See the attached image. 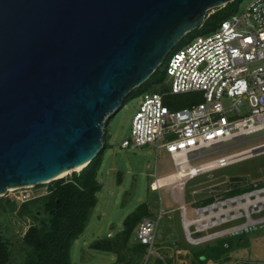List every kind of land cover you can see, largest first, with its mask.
<instances>
[{
    "label": "water",
    "instance_id": "obj_1",
    "mask_svg": "<svg viewBox=\"0 0 264 264\" xmlns=\"http://www.w3.org/2000/svg\"><path fill=\"white\" fill-rule=\"evenodd\" d=\"M233 1L0 0V197L85 168L104 120Z\"/></svg>",
    "mask_w": 264,
    "mask_h": 264
},
{
    "label": "rangeland",
    "instance_id": "obj_2",
    "mask_svg": "<svg viewBox=\"0 0 264 264\" xmlns=\"http://www.w3.org/2000/svg\"><path fill=\"white\" fill-rule=\"evenodd\" d=\"M249 2L243 0L241 8ZM214 10H209L207 14H213ZM168 82L163 77L162 81L153 83L146 91L164 92ZM139 97L130 99L114 116L104 120V149L97 172L101 190L96 194L97 203L91 210L83 233L72 244L70 264L264 263V222L245 226L249 217L251 221L264 218V153L186 179L182 184V201L178 199V187L164 186L152 191L150 183L155 178L161 179L176 171L169 155L162 150L156 154L153 145L144 149L123 150L119 147L122 141L129 139L130 123L138 107ZM199 102L200 94L165 98V105L170 110ZM262 145L264 135L246 138L191 166ZM69 178L70 175L64 177ZM49 185L16 189L0 197L4 209L0 212V233L8 242L11 264L22 263L27 252L22 237L33 224L25 213L19 215L18 210L24 203H31L46 195ZM234 191L242 192L227 196ZM235 199H239L242 206L250 202L248 210L230 211L228 218L222 213L217 214L221 209L227 211L229 207L236 208V202L228 205ZM142 207L145 209L142 218L158 220L153 255H148L146 250L138 252L135 240L137 224L129 233L124 232L126 217ZM210 207L212 209L208 210ZM28 209L38 220L47 219L40 208L28 205ZM183 217L188 221H201L200 228L197 224L189 227V237L182 226ZM224 220L226 222L219 223ZM202 228L206 229L197 231ZM233 229H237V233ZM227 230L231 232L222 235ZM189 238L195 242L204 238L208 240L192 244Z\"/></svg>",
    "mask_w": 264,
    "mask_h": 264
},
{
    "label": "built area",
    "instance_id": "obj_3",
    "mask_svg": "<svg viewBox=\"0 0 264 264\" xmlns=\"http://www.w3.org/2000/svg\"><path fill=\"white\" fill-rule=\"evenodd\" d=\"M242 2L213 30L169 52L162 63L167 90L140 95L129 139L120 149L153 145L156 154L169 155L177 172L238 141L264 135V0L241 8ZM186 94H200L201 102L173 110L165 105V98ZM229 156L206 163L222 164ZM157 224L142 218L136 227L137 245L148 255L154 254Z\"/></svg>",
    "mask_w": 264,
    "mask_h": 264
},
{
    "label": "trees",
    "instance_id": "obj_4",
    "mask_svg": "<svg viewBox=\"0 0 264 264\" xmlns=\"http://www.w3.org/2000/svg\"><path fill=\"white\" fill-rule=\"evenodd\" d=\"M241 1L235 0L224 7L215 8L213 14H206L202 26L186 34L173 49L183 46L197 35L213 30L222 20L237 10ZM162 66L164 65L159 66L144 84L133 89L126 96L124 105L130 99L140 96L153 83L163 80ZM101 163L102 152L81 171L73 172L69 179L62 178L50 183L48 192L43 197L21 205L18 214L25 213L33 222L22 237L27 252L21 264H70L72 244L83 233L91 210L97 203L96 194L101 190V185L97 182V172ZM241 192L234 191L227 196H235ZM28 205L40 208L47 219L38 220L28 209ZM3 210L0 201V212ZM144 213L145 209L142 207L126 217L124 232L129 233L132 227L142 219ZM136 248L138 252L146 250L141 245H136ZM10 256L8 242L0 233V264H11Z\"/></svg>",
    "mask_w": 264,
    "mask_h": 264
},
{
    "label": "bare ground",
    "instance_id": "obj_5",
    "mask_svg": "<svg viewBox=\"0 0 264 264\" xmlns=\"http://www.w3.org/2000/svg\"><path fill=\"white\" fill-rule=\"evenodd\" d=\"M264 147V146H263ZM259 149V148H258ZM260 149H264V148H260ZM254 150H248V151H243L241 153H238V154H235V155H231L229 157H226L224 159V163L222 164H219V162L217 161H214V162H210V163H206V164H202V165H199V166H192V167H189L188 169H182V170H179L177 172H175L174 174L170 175V176H167V177H164V178H161V179H156L155 182L152 183V187H151V190L152 191H157L159 190L160 188L164 187V186H167V187H173L177 189V187L180 189V192H179V195H178V199L182 201V195H181V191H182V184L183 182L186 180V179H190V178H193V177H196L197 175H199L200 173H204V172H208V171H211L213 169H217L219 168L220 166H229L231 164H234V163H238L244 159H247V158H250L252 157V153H253ZM81 167L79 168H76L74 170H72L71 172H79ZM67 174L63 175L62 177H66ZM16 189H20V188H15V189H9L8 191H12V190H16ZM174 200H177L174 199ZM264 201V199L262 200ZM261 200L259 202H262ZM231 202H236L238 205L236 206V208L232 209L229 207V209L227 211H224V210H220L217 214H223L225 216H227L228 218V213L230 211H237L238 209H243V210H248V204L250 202H247L246 205L242 206V204L240 203V200L239 199H235L233 201H230L228 202V205H230ZM180 209L183 210V206L180 207ZM212 208H208V210H211ZM204 211V210H203ZM226 222V220L224 221H220L219 223H224ZM264 222V218L262 219H259L257 221H251L250 217L248 218V221L247 223L245 224V226H255L257 224H262ZM219 223H216V224H219ZM193 224H197L200 228V225H201V221L200 220H192V221H188L186 218L183 217V221H182V226H183V229L186 233V235L189 236V227ZM214 224V225H216ZM213 225V226H214ZM206 228H202V229H198L197 231H202V230H205ZM241 229V228H238V230ZM236 232L237 229H233V232ZM231 232L229 230L227 231H223L222 235H225L228 233ZM237 233V232H236ZM208 240L207 239H201V240H198V241H191V239L189 238V242L192 243V244H198L200 242H204Z\"/></svg>",
    "mask_w": 264,
    "mask_h": 264
}]
</instances>
